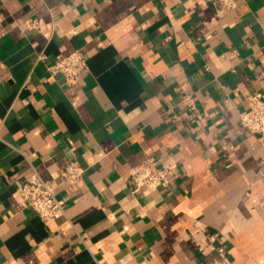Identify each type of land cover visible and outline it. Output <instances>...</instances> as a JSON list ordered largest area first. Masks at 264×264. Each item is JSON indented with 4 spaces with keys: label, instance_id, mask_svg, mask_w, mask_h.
Here are the masks:
<instances>
[{
    "label": "crops",
    "instance_id": "1",
    "mask_svg": "<svg viewBox=\"0 0 264 264\" xmlns=\"http://www.w3.org/2000/svg\"><path fill=\"white\" fill-rule=\"evenodd\" d=\"M75 50L89 70L69 86L48 66ZM254 94L264 0H0V264H264V136L240 124ZM150 156L170 185L133 192ZM34 171L60 216L19 195Z\"/></svg>",
    "mask_w": 264,
    "mask_h": 264
},
{
    "label": "built area",
    "instance_id": "2",
    "mask_svg": "<svg viewBox=\"0 0 264 264\" xmlns=\"http://www.w3.org/2000/svg\"><path fill=\"white\" fill-rule=\"evenodd\" d=\"M223 6L232 4V0H221ZM221 10L218 14L220 15ZM89 70L88 61L83 52L75 50L66 55H58L53 64L48 66L50 74H62L66 83L71 86L78 82L81 74ZM181 101L189 108L196 109V100L193 93L185 86L179 88ZM248 107L240 113V124L252 133L264 136V100L261 94L247 97ZM84 168L76 160L68 162L62 173L64 183L76 184L82 179ZM128 182L133 192L142 188L156 190L159 187H168L171 182V174L168 168L159 164L155 157H147L130 170ZM19 195L24 202L43 219H53L64 213L66 201L59 198L56 185L32 172L22 182ZM219 232H211L209 241L211 246H216L221 256L224 255V247L217 246ZM202 249V248H201Z\"/></svg>",
    "mask_w": 264,
    "mask_h": 264
}]
</instances>
